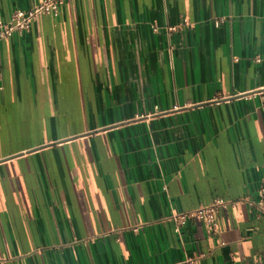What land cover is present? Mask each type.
Returning a JSON list of instances; mask_svg holds the SVG:
<instances>
[{"label":"crops","instance_id":"obj_1","mask_svg":"<svg viewBox=\"0 0 264 264\" xmlns=\"http://www.w3.org/2000/svg\"><path fill=\"white\" fill-rule=\"evenodd\" d=\"M263 183L264 0H66L0 41V264H264Z\"/></svg>","mask_w":264,"mask_h":264},{"label":"built area","instance_id":"obj_2","mask_svg":"<svg viewBox=\"0 0 264 264\" xmlns=\"http://www.w3.org/2000/svg\"><path fill=\"white\" fill-rule=\"evenodd\" d=\"M66 0H44L34 8L24 11L17 10L12 14L9 22L0 21V41L3 39L14 37L17 34H22L29 31L34 25L35 21L41 14L59 16L60 8L65 4ZM224 23L223 19L215 21L216 27ZM176 31V28L170 29ZM236 204L235 201L216 199L210 205L198 208L189 212L176 213L172 216L176 224V233L181 235L182 229L187 225L190 220L196 219L205 223L210 231H216V216L217 214L228 207ZM252 213L255 214L256 219L264 217V183L259 190V198L257 202L251 204ZM205 255L197 254L188 257L185 260L176 264H202Z\"/></svg>","mask_w":264,"mask_h":264}]
</instances>
